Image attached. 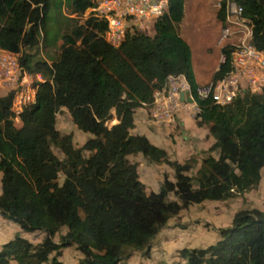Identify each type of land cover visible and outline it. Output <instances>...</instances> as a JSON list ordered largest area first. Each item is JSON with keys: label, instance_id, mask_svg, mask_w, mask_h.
I'll return each mask as SVG.
<instances>
[{"label": "trees", "instance_id": "obj_1", "mask_svg": "<svg viewBox=\"0 0 264 264\" xmlns=\"http://www.w3.org/2000/svg\"><path fill=\"white\" fill-rule=\"evenodd\" d=\"M235 1L251 23V42L263 49L264 0ZM183 2L166 0L151 35L125 31L111 44L102 35L105 19L90 14L61 35L59 52L50 63L40 59L30 64L28 54L19 56L26 71L44 79L35 82L33 100L18 112V125L12 120L14 90L0 95V215L22 231L41 230L43 236L32 242L15 232L0 245V264L9 259L64 264L58 252L72 243L83 254L77 264H129L122 257L124 248H143L179 209L204 199L233 197L257 185L264 164V87L243 90L224 104L198 97L190 48L176 29ZM224 3L219 0L215 14L221 25ZM69 4L82 11L92 0ZM48 5L49 0H0V48L18 53L22 45L36 44ZM229 48L221 46L224 57L210 80L230 69ZM180 74L197 107L196 124L205 125L213 138L208 150H217L216 157L201 158L193 175L185 172L191 157L168 159L145 135L129 132L134 108L151 103L167 77ZM61 106L78 129L92 134L80 146L54 126ZM52 144L63 158L52 151ZM136 152L166 162L174 180L164 177L156 190L146 191L136 163L127 157ZM169 193L176 199H167ZM63 226L65 231L53 240ZM216 231L217 238L204 247L179 249L185 264H264V207L239 208L231 223Z\"/></svg>", "mask_w": 264, "mask_h": 264}, {"label": "rangeland", "instance_id": "obj_2", "mask_svg": "<svg viewBox=\"0 0 264 264\" xmlns=\"http://www.w3.org/2000/svg\"><path fill=\"white\" fill-rule=\"evenodd\" d=\"M93 1L95 2V0ZM218 1L219 0H185L181 22L176 25L177 31L181 33V36L189 45L192 71L197 82H202V80L207 79L211 75V71L221 61L220 48L225 45L227 41V38L220 40L219 43L216 41L217 36L221 34L222 26L215 15L218 8ZM164 6V0H162L161 9H164ZM96 12L98 13V11ZM90 14L91 11L88 7L82 11H73L70 7L69 0H49L44 27L40 30L38 41L32 46L22 45L20 51L15 53L17 59H19V56L23 53L29 55L30 64L40 59L50 63L59 52L61 35L68 33L74 25L83 23L84 19ZM149 28L139 27L138 31L146 33L149 31ZM102 35L105 39H108L105 32H103ZM30 74L31 76H29L22 85L20 84L14 87L15 83H13L7 85V87L0 86V95L6 94L7 91L13 87L15 91L13 97L16 96L15 101H17V95L21 92H23V94H28V97L32 98L33 93L31 88H35V82L38 80L33 73ZM40 77L41 80L44 79L43 75H40ZM169 82L171 83V80H168V83ZM205 82L200 83L199 86ZM173 83L176 85L177 89L180 87V83ZM170 85L171 84H168L169 87ZM261 87L262 86H260V88ZM148 118L150 117L148 116ZM171 119L170 116L167 117L165 115L163 118L157 120L164 122L173 121V119ZM12 120L15 125L20 123L16 116L13 117ZM114 121L115 118L108 120L107 125ZM164 122H158L160 123L159 126L163 128L166 123ZM54 126L59 134L69 133L71 136V143L75 147L80 146L87 137L92 136L91 133L82 131L75 126L68 110L63 106L55 113ZM132 131H135L134 128ZM173 133V141H179L181 137L185 138L183 133L178 130H174ZM170 135L173 137L172 132H170ZM163 137H167V134H162V139H164ZM51 149L59 158H63V153L56 145L52 144ZM208 152L217 156L216 149L208 150ZM88 153V151H85L84 155ZM127 157L138 166V177L143 182L144 186L146 185L144 187L146 191H149V189L156 190L159 182H161L164 177L174 180L173 169L164 161H150L140 152L128 154ZM167 157L168 159H172L173 156ZM189 157H191V166L185 172L189 175H193L199 165L197 164L199 159L195 161L192 155ZM260 173L264 174V165L260 168ZM62 179L63 174L59 171L57 174V181L60 183ZM167 199H176V197L173 193H169ZM219 200H204L203 204L202 202H194L179 209L175 215L167 219L166 223L159 228L143 248L131 249L125 247L122 257L129 264H185V260L181 258L179 254V249L181 247H204L208 245L217 238L218 234L216 228L218 226H227L231 223V214H233L236 209L242 206L258 207L264 205V176L258 188L255 191L248 192L246 196L235 195ZM11 223L6 222L4 228V239L6 240L13 236L14 231L16 232L19 230V226L16 222L12 221ZM64 231L65 227L63 226L55 232L53 240L56 241L58 234ZM19 234L32 242L39 241L43 236L41 230L30 232L20 230ZM52 254H54L53 251L50 255ZM82 255L83 254L76 249L75 244L72 243L60 248L57 257L64 264H77V259Z\"/></svg>", "mask_w": 264, "mask_h": 264}, {"label": "built area", "instance_id": "obj_3", "mask_svg": "<svg viewBox=\"0 0 264 264\" xmlns=\"http://www.w3.org/2000/svg\"><path fill=\"white\" fill-rule=\"evenodd\" d=\"M161 2L162 0H95V2L92 0V5L88 8L91 14L105 19L106 29L104 32L108 37L106 40L111 44H117L125 31H138V27L144 28L145 22L152 21L160 15L165 10V6L164 9H161ZM165 2L166 0H164V4ZM217 5L219 6V1ZM130 19L140 21L136 24L137 28H132L131 25L127 24ZM224 38H227L225 44H229L230 47V69L222 77L216 80H208L196 88L198 97L210 96L213 102L219 104L229 102L243 90L255 91L260 89V86L264 87V48L258 49L251 42V23L242 14L241 5L235 0H225L224 3V21L219 39ZM0 56V86L7 87L13 83H15L14 87L22 85L31 76L19 64L14 52L0 48ZM223 57L221 54V60ZM33 74L37 80H41L39 73ZM170 87L172 93L177 90L174 84H171ZM11 88L10 90H14L13 87ZM31 89L34 96L35 88L32 87ZM158 91L159 89L154 91L153 99ZM17 96V101H15V96L11 102V109L16 117L22 105L33 100V96L30 98L28 94H23V92ZM165 115L170 116V108L167 106H156L152 112V116L157 119L163 118Z\"/></svg>", "mask_w": 264, "mask_h": 264}, {"label": "crops", "instance_id": "obj_4", "mask_svg": "<svg viewBox=\"0 0 264 264\" xmlns=\"http://www.w3.org/2000/svg\"><path fill=\"white\" fill-rule=\"evenodd\" d=\"M183 4H185V0ZM154 19L152 21H147L144 24V28L147 29L150 27L149 31L146 32V34L148 35H151L154 31V28H153ZM180 22L181 20L178 23L180 24ZM137 23H139L138 19H130L127 21V24L131 25L134 28H137V25H136ZM178 33L181 35L180 32ZM216 41L218 43L220 42L219 36H217ZM213 70L211 71V73L213 72ZM210 76L207 79L202 80V82L208 81L210 79ZM168 80H171V83L170 82L168 83ZM173 82L180 83V87L174 93L171 92V87L168 86V84H174ZM202 82L199 81L197 83L200 84ZM186 86H187V83L181 74L169 76L164 86L161 89H159L158 94H156L155 96L156 99L154 98L152 102L147 105L137 106L134 108L133 115H132L133 116V126L129 129V132L131 134L138 133V134L145 135L146 138L151 143L163 148L167 156H170V157L173 156L172 159L183 161L184 159L192 155L195 161H198L199 159V162L197 164H200L201 158L206 157L207 155H212L216 157L214 154L208 152V147L213 142V138L208 133V129L205 125L196 124L194 114L197 111V107L194 101L192 102H187L185 100L181 101L178 98V93L180 91H183L184 96L189 95L188 88H186ZM156 106L169 107L170 108V118H172L173 121H167V122L165 121L166 122L165 123L164 121L157 120L155 116H152V112ZM148 116L150 118H148ZM158 122H164L165 123L164 127L162 128L161 126H159L160 123ZM133 128L135 131H132ZM174 130L176 131L178 130L181 133H183L185 138L181 137L179 139L180 142L173 141L172 138L174 139V133H173ZM170 132H172L173 137H171ZM162 134H165V135L167 134V137L165 138L163 137L164 139H162ZM136 170H137V173L139 174L137 165H136ZM0 176H1V173H0ZM263 176L264 174L260 173V178L258 180L257 185L255 187H252L248 190L243 191L240 195H237V196H246L248 192L250 193L251 191H255L258 188V186L261 184V181L263 180ZM204 200H207V199H204ZM204 200L200 201V203L202 202L203 204ZM214 201H217V200H214ZM263 207L264 205L258 206L257 208H263ZM6 222L11 223L12 221L7 220L0 215V245L6 241V239H4V234H5L4 228H5ZM16 232L20 233V228ZM13 233H15V231ZM8 239L9 238H7V240ZM6 264H17V263L15 260L9 259Z\"/></svg>", "mask_w": 264, "mask_h": 264}, {"label": "water", "instance_id": "obj_5", "mask_svg": "<svg viewBox=\"0 0 264 264\" xmlns=\"http://www.w3.org/2000/svg\"><path fill=\"white\" fill-rule=\"evenodd\" d=\"M178 98H179L181 101H182V100H185V101H187V102H192V101H193L192 96H191V95H186V96H184L183 91H180V92L178 93Z\"/></svg>", "mask_w": 264, "mask_h": 264}]
</instances>
